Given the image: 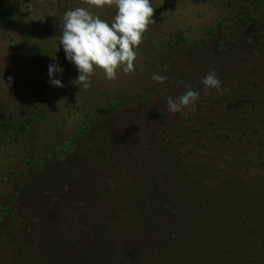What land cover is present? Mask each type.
<instances>
[{
  "label": "rangeland",
  "instance_id": "374dc122",
  "mask_svg": "<svg viewBox=\"0 0 264 264\" xmlns=\"http://www.w3.org/2000/svg\"><path fill=\"white\" fill-rule=\"evenodd\" d=\"M151 4L134 71L79 88L64 13L115 7L0 0V264H264V0Z\"/></svg>",
  "mask_w": 264,
  "mask_h": 264
},
{
  "label": "clouds",
  "instance_id": "9594fccd",
  "mask_svg": "<svg viewBox=\"0 0 264 264\" xmlns=\"http://www.w3.org/2000/svg\"><path fill=\"white\" fill-rule=\"evenodd\" d=\"M90 3L114 6L116 14L109 23L84 7H75L64 13L59 45L63 46L66 60L78 71L75 83L79 88L90 86V78L97 69L102 70L109 81L117 79L120 70L125 73L134 71L136 49L141 45L149 25L155 23L151 0H90ZM63 72L59 64H49L48 76L53 87H64L62 79L57 78V74ZM165 79L158 74L153 76V80L159 84H163ZM202 83L206 89L221 88V81L215 72L207 74ZM197 100L198 95L192 90L178 99L170 97L168 111H196Z\"/></svg>",
  "mask_w": 264,
  "mask_h": 264
},
{
  "label": "trees",
  "instance_id": "16d2710c",
  "mask_svg": "<svg viewBox=\"0 0 264 264\" xmlns=\"http://www.w3.org/2000/svg\"><path fill=\"white\" fill-rule=\"evenodd\" d=\"M25 42H27V44H31L30 48H31V51L33 53L32 60L35 63H37V64H39L40 62H42L43 59L39 56V54H40V47L41 46L38 43L33 42L32 39H29V38H28V40L25 39ZM203 176H205L204 173H202L200 177L202 178ZM200 177L194 178L193 181L194 182L196 181V184H197V182L199 183V181H197V180H199ZM207 194L208 193L202 194V196L199 197L198 201H196L197 204L195 206H198L200 204H204L205 205L206 203H209L210 202L209 199L206 198ZM195 218H196V216H195ZM192 235L194 236V238H192V239H194V240L195 239H198L197 237H195V234L194 233H192ZM213 238L214 237H213L212 234L209 235V236L205 235V236L202 237L201 241H215L216 239H213Z\"/></svg>",
  "mask_w": 264,
  "mask_h": 264
}]
</instances>
